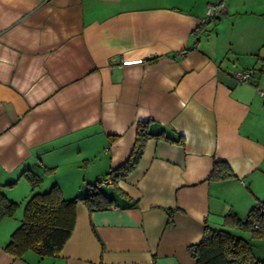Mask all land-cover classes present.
<instances>
[{"label":"crops","instance_id":"crops-1","mask_svg":"<svg viewBox=\"0 0 264 264\" xmlns=\"http://www.w3.org/2000/svg\"><path fill=\"white\" fill-rule=\"evenodd\" d=\"M238 16L218 0H0V194L19 204L0 264H196L205 226L264 202V78L243 65L264 28L247 38ZM32 174L36 191L105 186L119 205L77 201L57 256H15ZM233 231L264 259V236Z\"/></svg>","mask_w":264,"mask_h":264},{"label":"trees","instance_id":"trees-1","mask_svg":"<svg viewBox=\"0 0 264 264\" xmlns=\"http://www.w3.org/2000/svg\"><path fill=\"white\" fill-rule=\"evenodd\" d=\"M219 2L221 0H218ZM136 134L139 146L149 135L146 127L139 128ZM224 175L215 167L210 173V177ZM39 179L36 174L29 176L32 194L23 204L22 217L18 226L5 243V249L18 257L28 250L40 256H57L72 231L77 201H82L89 211L119 205L113 195L102 191L97 186H91L84 193L72 198H64L56 184L46 190L36 191ZM134 204L135 202H131L125 207ZM18 205L17 202L0 194V219L13 215ZM262 206L264 202L256 203L244 219L234 212H229L224 216L221 226H205L200 240L188 247L196 264H264V259L254 255L249 241L233 231V228L248 229L254 236H264V210H262L264 207ZM254 223L258 224L257 228L254 227Z\"/></svg>","mask_w":264,"mask_h":264},{"label":"rangeland","instance_id":"rangeland-1","mask_svg":"<svg viewBox=\"0 0 264 264\" xmlns=\"http://www.w3.org/2000/svg\"><path fill=\"white\" fill-rule=\"evenodd\" d=\"M221 3L222 6L226 8L227 14L230 15H234L236 13L240 14L238 18L236 17L237 22L248 23L250 27H246V31L244 33L245 37L249 38L252 35V31L250 28H251V22L253 20H259L258 21L259 27L264 28V23H262V17H264V0H221ZM222 16H223L222 14L219 15V17ZM241 16H243L244 18H242ZM261 33H262V37H264V32ZM256 56H258L259 59L256 58ZM244 61H245L243 64L244 66L248 64L253 65L254 68L253 70H251V73L253 75H255L259 79L264 78V38H262V46L260 48V52L256 53L254 58L252 57L244 58ZM100 189L104 192L107 191V188L105 186L103 187L100 186Z\"/></svg>","mask_w":264,"mask_h":264},{"label":"built area","instance_id":"built-area-1","mask_svg":"<svg viewBox=\"0 0 264 264\" xmlns=\"http://www.w3.org/2000/svg\"><path fill=\"white\" fill-rule=\"evenodd\" d=\"M219 3H218V5L220 6V8H223L222 3L221 2H219ZM207 13L209 16H215L218 13V11L211 12V7H209ZM249 75H250L249 70H240V71H237L235 74L236 78L240 81L246 80L249 77ZM259 93L262 97H264V89H260ZM262 207H264V206H262ZM262 210H264V208H262ZM254 227L257 228L258 224L254 223Z\"/></svg>","mask_w":264,"mask_h":264}]
</instances>
